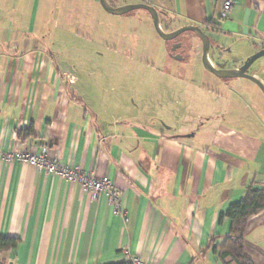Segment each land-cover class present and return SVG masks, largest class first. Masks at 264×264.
I'll use <instances>...</instances> for the list:
<instances>
[{
	"label": "crops",
	"instance_id": "0c3cea01",
	"mask_svg": "<svg viewBox=\"0 0 264 264\" xmlns=\"http://www.w3.org/2000/svg\"><path fill=\"white\" fill-rule=\"evenodd\" d=\"M226 1L108 0L113 7H155L162 28H202L212 41L213 65L232 62L231 68H239L264 48V0H230L228 12ZM90 2L88 14L111 16L100 0ZM24 5L0 0V151L45 149L63 165L108 177L120 193L123 214H114L105 194L93 200L76 182L20 162H0V236L20 241L0 253V262L113 264L140 257L147 264H222L214 247L223 245L231 227L222 215L246 197L249 187L264 185L260 88L253 82H200L221 93L231 85L246 88V112L234 114L238 127L222 120L229 107H220L221 97L205 87L202 96L185 95L182 101L166 95L161 102L170 112L173 103L200 108L201 114L185 108L161 118L133 112L115 96L114 85L108 95L101 82H73L54 53L38 42L46 35L41 25L34 38L12 26L16 15L23 18ZM127 15L153 28L148 12ZM184 41L192 43L185 62L177 67L167 50L163 61L180 80L187 79L197 52L202 54L198 38ZM253 75L264 84V58ZM245 252L255 264H264V211L249 220Z\"/></svg>",
	"mask_w": 264,
	"mask_h": 264
},
{
	"label": "rangeland",
	"instance_id": "374dc122",
	"mask_svg": "<svg viewBox=\"0 0 264 264\" xmlns=\"http://www.w3.org/2000/svg\"><path fill=\"white\" fill-rule=\"evenodd\" d=\"M19 1L25 4L23 6L25 8L20 7L23 10V18H17L16 15L15 19H20V22L17 23L15 20L12 26L32 32L30 37L34 38L35 35L38 36L41 25L42 32L46 35L37 39L38 42L54 53L60 66L70 77H73V82H92L93 84L101 82L106 84L104 89L107 90L108 95L111 94L110 85H114L115 96L123 99L125 106L133 112L134 110H146L153 117L161 118L166 114H179L185 108L184 110L195 116L198 113L201 114L202 109L192 107H187V109L186 106L178 107L171 103L169 107L173 112H170L168 106L161 102L166 95L182 101L185 95L195 94L196 97L201 95L200 91L202 92L205 86L202 88L200 82L204 84L207 82H230V84H233L232 82H245V84L252 82L247 79L223 80L216 77L203 67L202 56L199 60L200 51L189 64L186 81L180 82L175 74L165 69L163 61L171 43L160 38L154 25L151 29L139 20H128L127 14L122 16H109L106 13L88 14V11H92L91 0ZM35 12L37 13L36 20ZM139 12L146 11L135 10L130 14L136 15ZM41 20L43 22L40 23ZM189 37L197 38L195 34L187 32L180 35L179 40L184 41ZM211 52L212 50L209 55ZM256 63L257 61L249 69V74L253 75ZM234 66L232 62L218 65V67L228 69ZM191 79L197 80L198 83L190 81V84ZM231 86L232 89L226 90L225 94L221 93L220 88L215 90L209 85L205 88L206 90L214 89L211 93L221 97L220 107L224 109L229 107L231 113L228 112L222 120L238 127L240 124L235 120L234 114L246 112L248 94H246V88ZM169 88L170 91L167 92ZM259 90L264 96L262 90ZM204 94L207 95V93ZM231 99L240 102L244 110L241 111L235 106ZM126 110L124 109L123 112L131 111ZM192 134L193 132L190 133Z\"/></svg>",
	"mask_w": 264,
	"mask_h": 264
},
{
	"label": "built area",
	"instance_id": "2783aa9c",
	"mask_svg": "<svg viewBox=\"0 0 264 264\" xmlns=\"http://www.w3.org/2000/svg\"><path fill=\"white\" fill-rule=\"evenodd\" d=\"M233 2L230 0L224 4V11L228 12ZM0 162H20L47 174H55L61 179L76 182L87 192L93 200H97L101 194H105L113 206L115 215H122V203L120 193L116 190L114 183L108 177H98L94 172H86L81 166H66L57 159L51 158L47 151L36 153L30 149H21L13 152L0 151ZM130 264H147L140 257H129Z\"/></svg>",
	"mask_w": 264,
	"mask_h": 264
},
{
	"label": "trees",
	"instance_id": "16d2710c",
	"mask_svg": "<svg viewBox=\"0 0 264 264\" xmlns=\"http://www.w3.org/2000/svg\"><path fill=\"white\" fill-rule=\"evenodd\" d=\"M218 67V66H217ZM264 211V185L251 186L248 188L246 197L230 206L223 217L229 218L231 227L224 243L220 247H214L219 252L222 264H255L246 255V235L249 220ZM18 238L0 236V253L9 252L19 244ZM0 264H5L0 262ZM113 264H130L113 263Z\"/></svg>",
	"mask_w": 264,
	"mask_h": 264
},
{
	"label": "water",
	"instance_id": "95a60500",
	"mask_svg": "<svg viewBox=\"0 0 264 264\" xmlns=\"http://www.w3.org/2000/svg\"><path fill=\"white\" fill-rule=\"evenodd\" d=\"M101 7L109 14L122 16L131 13L135 10H145L149 13L152 18L153 25L157 34L166 42L173 41L180 35L191 32L197 36V38L202 43V58L201 62L205 70L214 74L216 77L226 80V79H247L255 83L263 92L264 94V84L252 74H249V69L253 66V64L264 58V48L260 51L256 52L252 56H250L239 68H218L217 66L213 65L210 60L209 53L212 50L213 45L210 36L200 27L198 26H184L179 28L173 32H166L160 26V16L157 9L148 4H129L121 7H113L110 5L108 0H100ZM174 50V49H173ZM193 135V134H192ZM189 137V136H188ZM12 264V263H10Z\"/></svg>",
	"mask_w": 264,
	"mask_h": 264
},
{
	"label": "flooded vegetation",
	"instance_id": "af4514ba",
	"mask_svg": "<svg viewBox=\"0 0 264 264\" xmlns=\"http://www.w3.org/2000/svg\"><path fill=\"white\" fill-rule=\"evenodd\" d=\"M160 26L162 28V20L161 19H160ZM162 29L168 33L177 30V29L169 30V29H167V27L162 28ZM192 38H195V37H192ZM170 43H171V47H170V49L167 50L168 51L167 53H168L169 57L173 60V62H175L177 64V67H179L187 59V56L189 55L188 52H191L192 43L189 41H187V42L180 41L179 37H177L173 41H170ZM185 81H186L185 79L180 80V82H185ZM190 81L191 82H197V80H195V79H191V80H189V82Z\"/></svg>",
	"mask_w": 264,
	"mask_h": 264
}]
</instances>
